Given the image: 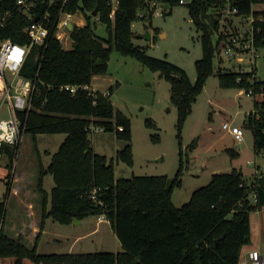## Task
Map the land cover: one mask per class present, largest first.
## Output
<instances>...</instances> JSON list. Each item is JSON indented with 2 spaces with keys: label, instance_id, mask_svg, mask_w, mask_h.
I'll use <instances>...</instances> for the list:
<instances>
[{
  "label": "trees",
  "instance_id": "1",
  "mask_svg": "<svg viewBox=\"0 0 264 264\" xmlns=\"http://www.w3.org/2000/svg\"><path fill=\"white\" fill-rule=\"evenodd\" d=\"M16 1L0 0V14L5 10L11 12L0 28V38L28 45L30 38L24 28L33 20L17 10ZM118 1V7L112 12L108 0H73L65 9L80 10L86 23L71 33L72 47L65 49L50 36L44 46L31 48L21 68V76L36 81L38 92L27 116L20 149L27 136L35 141L38 134L59 133L65 134V138L46 167L34 145L38 171L35 189L27 176L23 178L16 174L17 162L13 164V161L19 148L4 146L8 173L5 193L0 198V264H240L251 241V213L264 208V174L247 182L242 172L233 168L230 172L213 174L209 183L194 190L180 207L173 204L171 196L173 189L182 185L181 131L207 78L215 74L222 88L252 90L254 112L248 114L243 124L252 132L256 154L264 151V80L256 78L252 71L240 73L214 62L215 57H219V45L226 42L229 34L218 32L216 22L210 27L206 21L215 15L221 16L219 9L226 4L225 0H192L186 5L192 22L202 31V56L195 61L194 81L183 68L147 54L144 47L133 41L134 22L148 19L151 26L152 1L168 5L163 13L177 2ZM230 2L238 10L236 16L253 18L254 42L258 47H264V9L255 8L264 5V0ZM95 10L98 23L105 27L104 37L95 32ZM140 13L143 14L141 17ZM113 49L158 71L170 84L169 100L177 110L179 140V166L172 179L167 175L116 179L112 161L108 162L105 155L95 152L89 137L90 124L115 133L124 142L116 160L132 165L131 123L110 99L113 86L109 87L106 96L98 90L93 94L79 90L72 96L59 89L67 84H91L96 75H105ZM148 124L155 127L151 120ZM152 140L157 141L158 135H152ZM226 152L237 156L232 149ZM47 174L53 178L50 192L44 188ZM94 189L97 190L96 201L91 199ZM10 197L15 200L11 207L7 204ZM26 202L35 205L33 212L39 218V231L32 243L26 239V228L24 231L21 228L19 205ZM100 215L109 222L122 251L37 252L48 218L69 225L75 219L81 221Z\"/></svg>",
  "mask_w": 264,
  "mask_h": 264
},
{
  "label": "rangeland",
  "instance_id": "2",
  "mask_svg": "<svg viewBox=\"0 0 264 264\" xmlns=\"http://www.w3.org/2000/svg\"><path fill=\"white\" fill-rule=\"evenodd\" d=\"M255 8L264 9V5ZM156 11L160 13L153 15L151 26L148 19L133 23L134 43L144 47L147 54L183 68L191 81H194L195 61L202 56L200 43L202 31L192 22L186 5L176 3L172 4L165 13H161L159 7ZM216 16L206 22L210 27H213L216 22L218 32H226L228 25L231 24V31L236 29L239 32L249 31L252 26L250 15ZM74 20L76 21L77 18ZM98 22L95 32L104 37L106 36L105 27ZM146 32H149L150 40L144 38ZM212 37L215 39V34ZM65 45L67 49L72 47V45ZM257 53L258 57L254 58V63L245 61L241 69L244 72L252 71L256 78L264 80V47H260ZM219 57L214 59L218 66L239 71V67L230 68L223 55ZM94 82L103 85L104 92H108L109 87L113 86L110 99L114 107L122 111L131 123V166L116 160V154L124 147V142L115 133L93 129L89 134L95 152L105 155L108 162L112 161L115 178L167 175L172 179L179 166V140L176 130L177 110L169 100V82L158 71L150 70L135 58L123 56L115 49L111 51L107 61V73ZM241 90L247 92L245 88L239 90L220 87L215 74L209 76L203 85L181 131L184 163L182 185L172 191L171 200L175 206L180 207L190 199L194 190L207 185L213 173L230 172L236 167L242 169L247 182L255 178L256 165H262L261 169L264 173V152L255 154L252 132L243 124L248 114L254 112L253 97L246 93H239ZM0 108V118L7 119L5 102H2ZM217 108L221 109V112L215 114L214 111ZM149 120L155 127L148 124ZM225 120H231L234 125L242 128L243 149L232 135L221 128ZM155 134L158 135L157 141L152 140V135ZM64 138L65 134L59 133L38 134L35 141L31 136H27L22 149L19 146V154H16L13 161V164L17 162L16 174L22 175L23 178L27 176L35 189L38 171L34 145L39 149L46 167L51 155L58 150ZM227 149L237 151L239 154L232 156L226 152ZM7 164V157L3 156L0 160V198L5 193ZM52 187L53 178L47 174L44 178V188L49 192ZM14 201L12 197L8 198V206L11 207ZM25 218L24 216L21 221L22 229L27 226ZM38 243V252L42 254L116 253L121 250L110 224L98 222L95 216H89L79 224L69 225H62L50 219L45 235L39 239ZM250 247H257L264 261V225L258 228L256 216L253 214L251 215V241L247 248ZM240 264L245 263L242 261Z\"/></svg>",
  "mask_w": 264,
  "mask_h": 264
},
{
  "label": "built area",
  "instance_id": "3",
  "mask_svg": "<svg viewBox=\"0 0 264 264\" xmlns=\"http://www.w3.org/2000/svg\"><path fill=\"white\" fill-rule=\"evenodd\" d=\"M47 1V2H46ZM73 0H17V10L28 19H32V23L24 28V32L30 38L28 45H21L13 42L10 39L0 38V106L5 102L7 119L0 118V160L3 157L4 146H11L19 148L24 138L26 131V121L30 110L33 107V99L38 92L36 81L21 76V68L30 53L33 46L41 47L46 43V39L53 36L63 46L72 45L73 39L71 33L75 28L83 27L86 23L85 17L80 10L67 11L65 7ZM180 5H187L192 0H174ZM226 4L219 9L221 16H234L238 13L237 8L231 6V0H225ZM46 2V5L44 3ZM111 6V11L114 12L118 7V0H108ZM164 10V4L152 1L150 8L153 15L159 14L156 8ZM11 12L5 10L0 14V28L5 25L6 19ZM143 14L140 13L141 17ZM37 18V20H35ZM77 20L75 21L74 19ZM95 20L99 21V16H95ZM251 23L253 18H250ZM232 25V24H231ZM231 25H228V30L224 32L229 34L226 42H222L218 49V55H223L231 68L239 67V72L244 73L241 65L245 61L253 64L254 58L258 57V47L254 42L253 25L249 31L239 32L238 30L231 31ZM132 24V28H133ZM65 48V47H64ZM67 49V48H65ZM226 67V66H225ZM253 68V67H252ZM239 80V78H238ZM51 87V86H50ZM61 91H68L72 96L79 90L88 91L93 94L96 90L91 84L83 85H61ZM105 96L108 92H102ZM240 93L252 94V90ZM1 109V108H0ZM1 112V111H0ZM90 124L88 129L90 133L95 130H103L101 127ZM221 128L233 136L234 140L242 143L244 140V133L240 126L234 125L231 120L222 122ZM122 130V127L118 128ZM18 150L15 151L17 154ZM16 156V155H15ZM97 190L91 192V199L96 198ZM101 203V202H99ZM98 220L105 219L103 215L97 217ZM245 264H264L263 258L258 250H248L244 257Z\"/></svg>",
  "mask_w": 264,
  "mask_h": 264
},
{
  "label": "crops",
  "instance_id": "4",
  "mask_svg": "<svg viewBox=\"0 0 264 264\" xmlns=\"http://www.w3.org/2000/svg\"><path fill=\"white\" fill-rule=\"evenodd\" d=\"M101 75H96L95 77H93V79H92V82H91V85H92V87L95 89V90H98V91H100V92H103V88H105L103 85H101L100 83H96V82H94V80H96V79H98L99 77H100ZM101 88V89H100ZM239 93H240V91H239ZM215 114L216 113H218V112H221V109H219V108H217L215 111ZM240 147H241V149H243V147H244V144L243 143H240ZM264 152V151H263ZM236 153H237V155L239 154V152H237L236 151ZM256 154V153H255ZM259 164V163H258ZM262 168V165H256V169H255V177H259L260 175H262V174H264L263 173V170L261 169ZM235 169H237L236 167H235ZM237 170H240L241 172H242V174H243V171H242V169H237ZM218 173V172H217ZM214 174V173H213ZM244 175V174H243ZM51 190V189H50ZM50 192V191H49ZM250 199H252L251 198V196H250ZM19 209H21L22 210V212H21V219L23 220L24 219V216L26 217L25 219H26V224H27V226L25 227L26 228V239H28L31 243H32V240H33V238H34V235L39 231V226H38V223H39V218H38V216L35 214V212H33L34 211V209H35V205L33 204V203H31V202H26L24 205L23 204H20L19 205ZM255 215L256 216V224H257V227L259 228V227H263V225H264V208L263 209H260V210H256V211H253L252 213H251V215ZM96 219H97V221L98 222H101V223H103V222H107V223H109L106 219H101V220H98V218L96 217ZM50 220V218H48L46 221H45V225H44V230L42 231V234H41V237L43 236V235H45V230H46V226H47V223H48V221ZM82 221V220H81ZM80 223V221L78 222V223H76V224H79ZM23 224V223H22ZM25 228H23V230H25ZM22 230V231H23ZM96 230H97V228H96ZM96 230H94V231H96ZM40 237V238H41ZM39 244V243H38ZM120 247H121V245H120ZM248 250H258V248L257 247H250V248H246L245 250H244V252H243V254H244V256L243 257H245V253L248 251ZM120 251H122V248H121V250ZM120 251H117V252H120ZM259 251V250H258ZM37 252H38V245H37ZM116 252V253H117ZM38 253H40V252H38ZM42 254V253H41ZM244 259L245 258H243V262H244Z\"/></svg>",
  "mask_w": 264,
  "mask_h": 264
},
{
  "label": "water",
  "instance_id": "5",
  "mask_svg": "<svg viewBox=\"0 0 264 264\" xmlns=\"http://www.w3.org/2000/svg\"><path fill=\"white\" fill-rule=\"evenodd\" d=\"M168 8V5L166 4V5H164V9H167ZM97 15V10H95V12L93 13V16L95 17ZM35 20H37V18H35ZM144 38L145 39H147V40H150V38H151V36H150V34H149V32H146L145 34H144ZM79 222V220H77V219H75L74 221H73V223H78Z\"/></svg>",
  "mask_w": 264,
  "mask_h": 264
}]
</instances>
